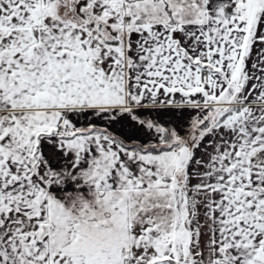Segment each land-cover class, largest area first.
Returning <instances> with one entry per match:
<instances>
[{
	"label": "crops",
	"instance_id": "0c3cea01",
	"mask_svg": "<svg viewBox=\"0 0 264 264\" xmlns=\"http://www.w3.org/2000/svg\"><path fill=\"white\" fill-rule=\"evenodd\" d=\"M86 1L125 33L94 35L51 0H0V264H73L54 214L109 227L147 206L136 191L178 186L164 181L176 170L203 191L213 263L264 264V0ZM105 132L182 144L142 153Z\"/></svg>",
	"mask_w": 264,
	"mask_h": 264
},
{
	"label": "rangeland",
	"instance_id": "374dc122",
	"mask_svg": "<svg viewBox=\"0 0 264 264\" xmlns=\"http://www.w3.org/2000/svg\"><path fill=\"white\" fill-rule=\"evenodd\" d=\"M51 1L66 7L67 15L69 13L68 22L83 25L84 28L91 27V33L103 36L97 30L93 22L94 18L89 14L91 23L87 22L88 15L85 10L89 4L86 0H74L72 7H69L65 0ZM182 138L185 139L186 136ZM164 181L176 182L178 186L163 191L158 189L151 192L136 191V198L140 196L149 201L147 206L136 204L129 210V217L124 216V218L121 213L118 217L114 216V212L110 213L109 215L113 217L109 219L112 222L109 227L106 225L109 221L105 219L89 224L77 222V217L75 218L77 212L74 207H72V216L68 217L69 223L67 220L59 222L58 219L61 218L58 214H54L56 221L52 222L53 232H51L54 238L59 235L58 232H63V242H59L62 254L64 256L75 254L71 257L74 258L73 264H79L80 258L89 261L91 252L94 256L96 254L100 256L102 260L107 259L114 263L118 259H124V254L130 248V254L137 258L135 264H143V259L159 260L161 257L165 258L164 264H174V262L175 264H214L211 255L212 243L207 234L209 229L204 223L208 214L204 206L206 202L203 191L187 188L186 177L182 172L177 179L173 174L164 177ZM194 192L198 194L199 201L191 198ZM56 209L61 211V208ZM59 215L62 217V212ZM87 229L93 231L90 233ZM180 244L182 247L185 246L181 255L180 252H176ZM3 251L7 254L5 247ZM188 251V259H186L184 254ZM97 252H103L104 255H99ZM222 253L224 254V251Z\"/></svg>",
	"mask_w": 264,
	"mask_h": 264
},
{
	"label": "trees",
	"instance_id": "16d2710c",
	"mask_svg": "<svg viewBox=\"0 0 264 264\" xmlns=\"http://www.w3.org/2000/svg\"><path fill=\"white\" fill-rule=\"evenodd\" d=\"M107 41L118 42L119 40L114 39V40H107ZM202 69H203V72L206 73V71H207L206 67L202 66ZM237 109H239V106H230V107L222 108L221 110H219L218 118L216 121L222 119L223 117H225L226 115L236 111ZM106 134H108V136L112 140H115L116 142H118L122 147H124L126 149L133 150V151L142 152V153H159V152H162L165 150L175 149L176 147H178L182 144L181 142H176V143H172V144H165V143L170 142L168 135H166L164 143L151 144V145H141L138 143H125L122 140L118 139L116 136H113L112 134H109V133H106ZM74 135H76V133H74ZM190 143H191V140L188 141V144H190ZM38 151H39V142L36 144V147L34 150V159L37 157ZM180 173H181L180 170H176V172L174 174L176 179L178 178V175ZM3 248H4V245L0 241V254H4Z\"/></svg>",
	"mask_w": 264,
	"mask_h": 264
},
{
	"label": "flooded vegetation",
	"instance_id": "af4514ba",
	"mask_svg": "<svg viewBox=\"0 0 264 264\" xmlns=\"http://www.w3.org/2000/svg\"><path fill=\"white\" fill-rule=\"evenodd\" d=\"M67 1V4L69 7H72L71 4L74 0H65ZM71 10V8H70ZM69 10V11H70ZM111 17L109 14H105L103 16L97 17L95 18L94 22L96 25V28L99 32H101V34H103V36H109L110 33H118L119 35L124 34L125 32L122 31L118 25L112 23L110 21ZM99 26L101 27V29H99ZM118 27V30H116V28Z\"/></svg>",
	"mask_w": 264,
	"mask_h": 264
},
{
	"label": "built area",
	"instance_id": "2783aa9c",
	"mask_svg": "<svg viewBox=\"0 0 264 264\" xmlns=\"http://www.w3.org/2000/svg\"><path fill=\"white\" fill-rule=\"evenodd\" d=\"M54 132L57 134H65L67 136H70L74 133V129L72 126L65 125L64 123L59 122L55 125ZM132 262H133V258L130 257L125 258V264H132Z\"/></svg>",
	"mask_w": 264,
	"mask_h": 264
},
{
	"label": "water",
	"instance_id": "95a60500",
	"mask_svg": "<svg viewBox=\"0 0 264 264\" xmlns=\"http://www.w3.org/2000/svg\"><path fill=\"white\" fill-rule=\"evenodd\" d=\"M99 29H101V27L99 26ZM116 30H118V27L116 28Z\"/></svg>",
	"mask_w": 264,
	"mask_h": 264
}]
</instances>
